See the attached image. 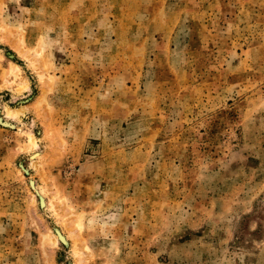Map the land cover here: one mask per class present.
<instances>
[{
    "label": "rangeland",
    "instance_id": "374dc122",
    "mask_svg": "<svg viewBox=\"0 0 264 264\" xmlns=\"http://www.w3.org/2000/svg\"><path fill=\"white\" fill-rule=\"evenodd\" d=\"M0 264H264V0H0Z\"/></svg>",
    "mask_w": 264,
    "mask_h": 264
},
{
    "label": "bare ground",
    "instance_id": "6f19581e",
    "mask_svg": "<svg viewBox=\"0 0 264 264\" xmlns=\"http://www.w3.org/2000/svg\"><path fill=\"white\" fill-rule=\"evenodd\" d=\"M9 113H16L19 115V114H22V111H21V109H9ZM56 232H57V236H56L57 239L66 240L67 236L65 234H62L63 232H61L60 230L56 231Z\"/></svg>",
    "mask_w": 264,
    "mask_h": 264
},
{
    "label": "crops",
    "instance_id": "0c3cea01",
    "mask_svg": "<svg viewBox=\"0 0 264 264\" xmlns=\"http://www.w3.org/2000/svg\"><path fill=\"white\" fill-rule=\"evenodd\" d=\"M20 1V3L23 1V0H19ZM25 7H27V6H25Z\"/></svg>",
    "mask_w": 264,
    "mask_h": 264
}]
</instances>
